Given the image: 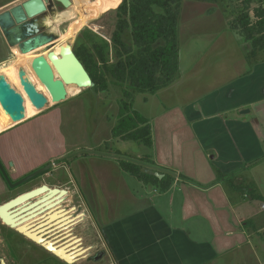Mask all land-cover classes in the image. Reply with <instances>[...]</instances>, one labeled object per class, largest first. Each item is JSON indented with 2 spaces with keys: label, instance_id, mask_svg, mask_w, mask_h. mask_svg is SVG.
Here are the masks:
<instances>
[{
  "label": "crops",
  "instance_id": "obj_1",
  "mask_svg": "<svg viewBox=\"0 0 264 264\" xmlns=\"http://www.w3.org/2000/svg\"><path fill=\"white\" fill-rule=\"evenodd\" d=\"M182 15L183 5L179 22ZM195 26L182 19L179 42L182 30L192 35ZM223 31L213 50L222 35L226 41L221 43L240 42L225 25ZM213 50L191 60L186 71L181 67V76L170 86L145 94L144 103L155 98L160 107L152 119L144 115L152 125L153 146L139 151L137 159L150 154L157 166L152 170L173 172L176 181L167 192L119 171L114 156L90 155L93 144L85 143L81 151L90 156L75 158L83 215L113 264H264V58L251 52L237 53L235 59L226 47L216 55ZM40 112L26 116L27 125L9 127L0 111V138L8 135L0 140V153L8 151L10 158L26 163L38 152L34 167L47 162L45 156L66 157L68 164L65 112ZM52 116L58 120L48 130L45 123L53 122ZM116 144L127 149V142ZM217 170L224 175L241 171L234 184L252 186L263 201L224 183L203 188L179 179L182 174L209 186Z\"/></svg>",
  "mask_w": 264,
  "mask_h": 264
},
{
  "label": "trees",
  "instance_id": "obj_2",
  "mask_svg": "<svg viewBox=\"0 0 264 264\" xmlns=\"http://www.w3.org/2000/svg\"><path fill=\"white\" fill-rule=\"evenodd\" d=\"M197 1L209 4L241 2V11H238L231 28L239 32L245 43L250 44L252 54L264 51L263 0ZM183 2L184 0H123L118 8V20L111 44L101 43L94 38L95 35L89 33L91 44H81L74 50L92 78L93 87L90 90L93 94L106 92L111 84L121 88L123 99L120 102L118 120L111 130L113 138L152 148L150 119L134 109V96L154 95L181 76L178 25ZM254 3H258V6L252 8ZM157 7L162 11L158 12ZM128 31L131 45L127 44L125 38ZM159 43L162 44L159 46ZM116 154L120 156L118 163L121 170L147 187L165 193L176 181L173 172L160 171L162 179L147 172L146 167H157L150 154L133 160L127 159L119 150ZM240 172L224 175L217 170V179L209 186L199 185L182 174L179 179L203 188L224 183L231 190L263 201L261 196L255 194L252 186L234 184L233 179Z\"/></svg>",
  "mask_w": 264,
  "mask_h": 264
},
{
  "label": "rangeland",
  "instance_id": "obj_3",
  "mask_svg": "<svg viewBox=\"0 0 264 264\" xmlns=\"http://www.w3.org/2000/svg\"><path fill=\"white\" fill-rule=\"evenodd\" d=\"M27 0H0V15L9 12L13 8L22 5ZM50 0H45L48 4ZM123 0H109V7L108 10L103 13L98 19L89 23L88 27L82 29L75 37L69 39L68 38V30L69 24L60 25L57 28V31L61 33L57 40L55 41L58 44H62L63 42L68 41L69 45L73 47L75 50L81 44L90 45V34L92 33L94 38L99 42H105L109 45L111 44L112 34L115 31L116 23H117V13L118 8L122 4ZM258 2V1H257ZM264 2V0H263ZM183 5V15L180 18L179 24L181 25V20H184V24L191 20V26L193 25V21L198 23L195 27H193L194 33L192 35L187 34L184 35L182 30L181 34V44L180 48V64L182 70L186 71L188 69L189 64L194 61L195 57L198 58L200 54H208L213 50L212 48L215 40L218 38L220 32H224L223 28L224 25L231 33L232 37H234V41H240L233 44L231 43H224L220 42L223 38L226 41V38L222 35L219 37V45L215 50H213V54L216 55L218 50L223 51L225 47L229 50V54L233 53V57L235 58V54L241 53L244 56L250 55L252 52V48L249 43H245L243 38H241L238 31L232 30V23L234 22L238 11H241V2H220L218 4H209L199 2L197 0H184L182 3ZM258 6V3H254L253 7ZM182 7V6H181ZM53 11H47L42 16L39 17L38 20V28L40 29L41 33H51L53 28H49L44 26V20L48 18L53 19L56 16V13L62 12L66 10L62 7L59 3H54ZM158 12H161L162 9H156ZM47 17H46V16ZM60 27V28H59ZM192 27H189L190 31ZM187 29V33H188ZM189 31V33H190ZM203 34V35H202ZM127 44L131 45V38L130 32H127L126 35ZM60 39V40H59ZM214 41V42H213ZM224 43V44H223ZM162 43H159L160 46ZM157 45V46H158ZM213 45V46H212ZM239 48H238V46ZM18 48V46H11L8 43L3 31L0 28V72L7 71L11 69L14 65V62L17 60V56L14 53V49ZM212 49V50H211ZM36 55H43L46 52L43 48L34 51ZM43 53V54H42ZM188 54L191 56L188 58ZM224 54V53H223ZM221 54V56L223 55ZM263 56L264 52H260L259 55ZM225 55V54H224ZM260 58V59H261ZM236 59V58H235ZM233 63V59L231 60L230 64ZM22 73H28L27 69L20 68ZM90 89H82L81 92L77 95L69 96L68 100L64 103L57 104L53 108L44 110L45 113L59 111L62 110L65 112L64 116V130L65 134L68 136L69 140L71 141L68 146V164H67V178L65 179L64 189L69 191V200L74 202L75 205L80 206L81 214H83V210L85 208L82 199H78L79 193V180L78 177L80 175V169L78 164L76 163V159L81 158L84 155L82 150H85L84 147L85 143L93 144L95 147L94 150H91L90 155H94L97 153L111 155L116 158L117 164L118 159L120 156L116 154V151H121L127 157V159H136L137 154L139 151L145 149V147L139 146L138 143L135 142H127V149L124 150L118 144L115 145V142L120 143L122 142L119 139H115L112 137L111 127L112 125L117 122L118 114L120 109V102L123 99V93L121 88L117 85L111 84L106 92H97V95L93 94ZM147 95V94H146ZM145 94H137L134 96V109L141 113L142 115L147 116L148 118L152 119L155 114L158 112L159 105H156L155 98L150 103L145 102ZM50 107V106H49ZM41 113V112H40ZM43 113V112H42ZM55 113V112H53ZM1 120V118H0ZM53 122L45 123L49 130V127H53L56 125L58 120L57 116H52ZM28 120H25L24 124L27 125ZM22 124V125H24ZM116 124V123H115ZM114 124V125H115ZM18 128V127H17ZM15 128V129H17ZM8 135H4L0 138V140L7 139ZM36 140H34L35 142ZM123 144V143H121ZM34 145V144H33ZM76 146V147H75ZM37 149H40V143L37 145ZM55 147V146H54ZM59 147V146H58ZM79 147V148H78ZM35 148V146H34ZM115 151V152H114ZM34 152V150H33ZM38 153V152H37ZM37 153L35 155L31 154V159L29 162L34 163L38 158H40ZM45 154V153H44ZM88 155V156H90ZM96 157H98L96 155ZM46 159H52L51 157H44ZM76 158V159H75ZM119 167V166H117ZM120 168V167H119ZM118 168V169H119ZM147 171H156L152 170L151 167H146ZM110 171V170H109ZM121 172H123L120 168ZM64 173V171H63ZM124 173V172H123ZM98 174L94 172V175ZM131 177V176H130ZM135 181L134 178H131ZM233 182L238 183L237 180L233 179ZM83 237H84V247L86 249V257L79 260L73 264H112L113 261L109 256L108 251L103 248V245L98 237H96V231L91 226V222H86V220L79 225L77 228ZM256 264V263H255Z\"/></svg>",
  "mask_w": 264,
  "mask_h": 264
},
{
  "label": "flooded vegetation",
  "instance_id": "obj_4",
  "mask_svg": "<svg viewBox=\"0 0 264 264\" xmlns=\"http://www.w3.org/2000/svg\"><path fill=\"white\" fill-rule=\"evenodd\" d=\"M6 153H0V207L26 198L0 212V264H68L52 249H86L84 237L77 230L85 216L64 189L66 157L52 158L34 167L36 161L28 160L31 157H26L24 163Z\"/></svg>",
  "mask_w": 264,
  "mask_h": 264
},
{
  "label": "water",
  "instance_id": "obj_5",
  "mask_svg": "<svg viewBox=\"0 0 264 264\" xmlns=\"http://www.w3.org/2000/svg\"><path fill=\"white\" fill-rule=\"evenodd\" d=\"M55 2L65 9L71 6L70 0H50L48 4L45 0H27L22 5L1 14L0 28L8 43L13 47L18 46L22 54H28L55 42L57 40L56 35L41 34L38 28L39 17L47 11H53ZM31 68L51 96L54 105L68 100L67 86L69 85H76L80 89L93 87L92 78L76 56L71 45L63 49L60 55H56L54 51H49L47 57L41 55L35 58ZM21 85L36 109L42 112L50 106L49 99L37 91L29 78L23 79ZM0 111L8 119L9 127L25 121V99L3 76H0ZM244 112L248 113L249 111ZM147 172L160 179L163 178V175L157 172ZM36 193L38 191L27 196H33ZM23 198L26 197L19 200ZM18 201H11L0 207V212L7 211V208H11ZM3 217L7 223L13 225L11 219L5 215Z\"/></svg>",
  "mask_w": 264,
  "mask_h": 264
},
{
  "label": "bare ground",
  "instance_id": "obj_6",
  "mask_svg": "<svg viewBox=\"0 0 264 264\" xmlns=\"http://www.w3.org/2000/svg\"><path fill=\"white\" fill-rule=\"evenodd\" d=\"M71 6L66 10L56 13L55 18L44 20V26L53 28L52 34L57 37L61 34L57 31L58 26L69 24L68 28V38L71 39L75 37L82 29L88 27L89 23L98 19L103 13L108 10L109 0H70ZM54 7V6H53ZM46 16V15H45ZM47 17V16H46ZM60 28V27H59ZM60 40V39H59ZM69 42H63L58 44L53 42L51 44L45 45L42 47L46 52L43 56L47 57L49 51L56 52V55H60L63 49L67 48ZM41 49V48H40ZM37 51V50H36ZM14 53L17 56V60L14 62V65L11 69L1 73V76L5 77L9 84L15 88L25 99V116L32 115L38 111L31 101L29 100L27 94L25 93L21 81L25 78H29L30 81L35 85L37 91L43 93L47 99L50 101V105H54L51 100V96L47 92L46 88L40 83L39 79L33 72L31 68L32 61L39 57L35 52L28 54H22L17 48L14 49ZM27 69L28 73H22L20 70ZM56 73V72H55ZM57 74V73H56ZM82 89L76 85L67 86L68 95H77L81 92ZM52 248V247H51ZM59 257L65 259L68 264H73L79 260L85 258L86 250L80 249L78 252L75 250L69 251H57V249H52ZM71 252V253H70Z\"/></svg>",
  "mask_w": 264,
  "mask_h": 264
},
{
  "label": "built area",
  "instance_id": "obj_7",
  "mask_svg": "<svg viewBox=\"0 0 264 264\" xmlns=\"http://www.w3.org/2000/svg\"><path fill=\"white\" fill-rule=\"evenodd\" d=\"M113 264V263H112Z\"/></svg>",
  "mask_w": 264,
  "mask_h": 264
}]
</instances>
